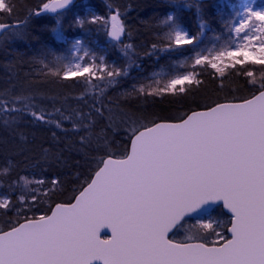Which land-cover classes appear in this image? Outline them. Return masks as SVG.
<instances>
[{"label":"snow or ice","instance_id":"obj_1","mask_svg":"<svg viewBox=\"0 0 264 264\" xmlns=\"http://www.w3.org/2000/svg\"><path fill=\"white\" fill-rule=\"evenodd\" d=\"M51 2L55 11L69 0ZM0 9L10 11L5 0ZM43 9H49V3ZM247 12L235 31L243 32L254 20L258 34L246 35L235 49L199 57L196 65L206 62L220 77L229 67L264 66V11ZM110 19L109 35L119 39L124 26L117 15ZM172 41L177 46L192 42L180 32ZM104 70L102 64L77 63L65 70L64 79H103L97 72ZM118 74L108 71L107 77L113 78L109 83ZM199 83L190 74L172 79L168 88L175 91L181 86L183 92V85ZM30 114L61 128L42 111ZM131 136V150L123 152L124 158L112 159L109 154L97 161V167H103L90 183L84 181L87 187L75 203L57 204L51 215L24 223L13 219L10 223L18 226L0 230V264H264V91L243 103H218L193 112L180 123H159L143 131L133 128ZM51 183L54 187L55 181ZM19 200L28 207L25 196ZM32 201H37L36 194ZM218 206L231 216L213 217ZM10 207L9 197H0V209ZM190 220L202 234L179 241L177 235L169 238ZM105 227L111 236L102 239Z\"/></svg>","mask_w":264,"mask_h":264},{"label":"trees","instance_id":"obj_2","mask_svg":"<svg viewBox=\"0 0 264 264\" xmlns=\"http://www.w3.org/2000/svg\"><path fill=\"white\" fill-rule=\"evenodd\" d=\"M174 1L76 0L49 14L42 8L51 0H5L10 11L0 9V24L17 26L0 37V194L12 203L9 209H0V230L18 225L10 223L13 219L21 223L48 215L57 203H70L100 167L99 159L109 154L123 157L133 128L178 121L192 111L246 100L264 89V66L243 64L226 69L223 77L207 65L192 68L199 84H185L183 92L161 90L160 83L165 85L169 77L158 78L154 72L171 70L174 62L196 51L194 45L177 46L167 36L162 20L169 13L175 12L193 41L204 29L217 44L227 39L234 18L232 0H186L179 10L174 9ZM95 15L103 19L117 15L124 26L123 40L107 46L105 35L97 29L99 20H89ZM82 29L92 32L86 37L95 48H104L99 53L115 67L111 71L118 70L113 83L105 73L103 79L61 76L57 56L70 39L82 36ZM115 44L128 48L117 51ZM189 65L186 62L182 71L191 69ZM249 71L253 76H247ZM29 109L59 121L61 128L35 119ZM22 179L39 180V193L21 192ZM22 195L28 207L19 200ZM212 215L228 219L220 207ZM194 224L190 220L175 230L179 231L177 241L202 234Z\"/></svg>","mask_w":264,"mask_h":264},{"label":"rangeland","instance_id":"obj_3","mask_svg":"<svg viewBox=\"0 0 264 264\" xmlns=\"http://www.w3.org/2000/svg\"><path fill=\"white\" fill-rule=\"evenodd\" d=\"M229 1V0H227ZM3 0H0V3H2ZM232 4L230 7H232V10L234 11V18L230 22V33L227 35V39L223 38L221 42L218 44L217 39L215 38H208L206 37V33L204 29L199 31V34L196 37V40L193 41V37L191 34L188 32V30L180 24L176 18L177 15H175V12L169 13L164 20H162V24L165 25L166 30H167V36H169L172 40L174 39L175 33L180 32L186 34V36L192 40L190 44L194 45L196 48V51L191 55V57H187L186 59L183 58L177 62H174L172 64V69L167 70L166 68H160L157 71L154 72V76L158 78L162 77H169L168 81H166L165 85L161 82V90H168V91H173L168 88L169 82L172 79L180 78L185 75H192L194 79L196 78V72L193 69L198 68V67H203V66H208L211 68V66L204 62L201 63L200 65H196L195 61L197 58L202 57V56H208L212 57L220 52L223 51H228L237 48L241 43L244 42V37L246 35H254L258 34L254 31V27L258 22L250 21L249 27L245 28L243 32L237 33L235 29L240 25L241 21L246 19L248 16L247 9H252V10H261L264 11V0H232ZM174 5L175 10H179L183 8L186 5V0H176L172 3ZM95 17H97L95 15ZM111 17L108 19H103L99 20L97 22L98 24V31L101 30V33L103 36L105 35L106 39L103 38L105 41H107V46L108 45H113L115 42L111 37H109L108 32L111 26ZM89 20H94L93 17H91ZM107 21V24H105L103 21ZM83 27V23L80 25ZM103 30H105V34L103 33ZM80 32H82V36L78 37L76 39H70L69 45L64 47L66 50L64 52H61L59 56H57V59L60 60L59 63V68H62L61 71V76L64 77V72L67 68H74L77 63L81 65H86V64H95L97 66L99 65H104L105 70L103 73L107 74L108 71H111L113 67L110 65V63L105 62V55L100 50H103L104 48L99 45L98 48H95L93 44H91L90 39L86 37L87 34L92 33L91 31H87L86 29H82ZM89 32V33H88ZM59 41H63V37L59 36L57 37ZM65 41V40H64ZM67 42V41H66ZM95 43V41H93ZM115 48L117 51L123 52L124 50H127L128 46L124 44V46H119L115 44ZM124 54V53H123ZM191 59V60H189ZM188 63L191 69L188 71H182L183 66H185V63ZM231 68V67H229ZM212 69V68H211ZM214 70V69H212ZM215 71V70H214ZM97 75H101L99 71L97 72ZM184 86V85H183ZM181 86H177V89H180ZM29 112L32 110L29 109ZM26 111V112H28ZM21 186V192L26 194H31L33 191L36 193H39V188H40V181L38 180H31V179H22L20 184ZM3 194H0V197H3ZM214 217V216H213ZM218 220H225L224 218H216ZM195 223V221H194ZM179 231H176L174 235H178Z\"/></svg>","mask_w":264,"mask_h":264},{"label":"water","instance_id":"obj_4","mask_svg":"<svg viewBox=\"0 0 264 264\" xmlns=\"http://www.w3.org/2000/svg\"><path fill=\"white\" fill-rule=\"evenodd\" d=\"M194 1L198 2V1H202V0H194ZM73 2H75V0H71V2L68 3V4H66L64 7H66V6L70 5V4H72ZM52 7H54V4H53L52 2H50V3H49V9H43V11H44L45 13L54 14V13H56L57 11H59V10L62 9V8H58V9H56L55 11H53V10H51ZM64 7H63V8H64ZM4 25H5V27L0 28V37L2 36V34H3L5 31L8 30L11 26H17L16 23H14V24H12V25H9V24H4ZM110 27H111V26H110ZM109 30H110V29H109ZM108 35H109V32H108ZM109 37H111V38H112L114 41H116V42H120V41H122V39H123V33H122V35H121V37H120L119 39H115V38H113L111 35H109ZM261 91H264V89H263V90H260L259 92H257L255 95H253L252 97H250V98H248V99H252L253 97L258 96L259 93H260ZM243 102H244V100H242V101H234V102H221V103H243ZM215 105H216V104H215ZM215 105H213V106H211V107H215ZM211 107H209V108H211ZM209 108L192 111V112L188 113L183 119L178 120V121H159V122H156V123H154V124H152L151 126H148V127H153L155 124H159V123H180L182 120L187 119V117H188L189 115H191L193 112L207 111ZM143 130H144V128H143V129H140V131H143ZM131 139H132V137H131ZM131 139H130V141H129L128 152H130V150H131ZM122 158H124V157H122ZM122 158H115V157H112V159H122ZM106 159H108V157H106L105 160H106ZM100 167H103V165L101 164ZM97 170H99V168H98ZM97 170H96V171H97ZM94 176H95V172H94V174L92 175L91 179L94 178ZM91 179H90V181H89L88 183L91 182ZM85 187H87V184H86L83 188H85ZM83 188H82L80 191H83ZM80 191H79V192H80ZM78 195H79V193H77L76 196H78ZM76 196H75V197H76ZM75 197H74V199H73L70 203H75ZM57 204H68V203H57ZM57 204H55V205L52 207V209H51V211L49 212L48 215H51L52 210H55V207H56ZM218 207H219V206H218ZM220 208L222 209V207H220ZM222 211L224 212L225 215H227V216H231V213H230L228 210H226V209L223 210V209H222ZM24 222H25V221H23V222H21V223H24ZM16 226H18V225H16ZM228 227H230V225H228ZM9 230H10V229H7V230H5V231H9ZM173 232H174V230H173ZM173 232H170V233L168 234V235H169V238H170V235H171ZM100 236H101L102 239H105V238L111 236V232H110V230H109L107 227H105V228H103V229L100 231ZM227 239H231V233H228V232H227ZM192 242H197V241H192ZM92 264H103V262H100V261H93Z\"/></svg>","mask_w":264,"mask_h":264},{"label":"clouds","instance_id":"obj_5","mask_svg":"<svg viewBox=\"0 0 264 264\" xmlns=\"http://www.w3.org/2000/svg\"><path fill=\"white\" fill-rule=\"evenodd\" d=\"M71 2V0H69V3Z\"/></svg>","mask_w":264,"mask_h":264}]
</instances>
